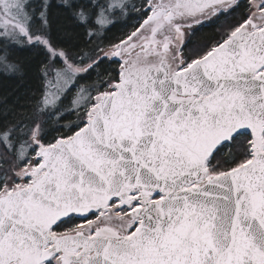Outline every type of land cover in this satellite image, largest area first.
Returning <instances> with one entry per match:
<instances>
[{
  "label": "snow or ice",
  "instance_id": "1",
  "mask_svg": "<svg viewBox=\"0 0 264 264\" xmlns=\"http://www.w3.org/2000/svg\"><path fill=\"white\" fill-rule=\"evenodd\" d=\"M22 51L0 264H264V0H0Z\"/></svg>",
  "mask_w": 264,
  "mask_h": 264
},
{
  "label": "trees",
  "instance_id": "2",
  "mask_svg": "<svg viewBox=\"0 0 264 264\" xmlns=\"http://www.w3.org/2000/svg\"><path fill=\"white\" fill-rule=\"evenodd\" d=\"M54 16L59 15V13L54 9ZM134 22V21H133ZM127 28H125L122 25H118L116 28H113L111 32L108 33V36L110 38H116L119 37L123 31H126ZM54 39L56 38V33L53 34ZM215 35V27L214 26H205L204 28L200 29L196 38V41H203L211 39ZM60 36H63V33H60ZM80 45V48L83 47L82 44H80V41L78 38L74 37L73 40L70 42V47L73 45ZM72 50L78 51L79 49L76 47H72ZM14 58L19 60L22 64H31L32 65V71L29 73L28 77L25 78L23 81L17 82L16 80L11 79H5L4 77L0 76V101L7 100L9 102V106L14 104L17 100V89L20 88L21 84L25 85L23 90L20 92V95H23L24 92L31 90H35L38 87V81L36 79V73H35V64L37 61L34 60V53L30 54L26 51L22 52H14L13 53ZM68 101L65 100V103Z\"/></svg>",
  "mask_w": 264,
  "mask_h": 264
}]
</instances>
